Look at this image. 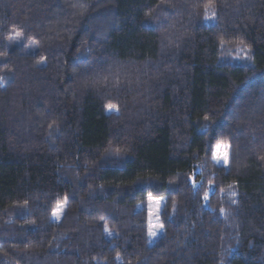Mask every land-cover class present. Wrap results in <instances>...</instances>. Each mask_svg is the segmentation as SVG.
Here are the masks:
<instances>
[{"label":"trees","instance_id":"1","mask_svg":"<svg viewBox=\"0 0 264 264\" xmlns=\"http://www.w3.org/2000/svg\"><path fill=\"white\" fill-rule=\"evenodd\" d=\"M0 264H264V0H0Z\"/></svg>","mask_w":264,"mask_h":264},{"label":"rangeland","instance_id":"2","mask_svg":"<svg viewBox=\"0 0 264 264\" xmlns=\"http://www.w3.org/2000/svg\"><path fill=\"white\" fill-rule=\"evenodd\" d=\"M227 153L228 156V148H220L215 149V155L219 162L226 163L227 160L223 159L224 153ZM165 202V196H155L151 195L146 203V206L149 210L150 214V236H149V242L152 244L154 243L163 233L161 224H160V212L162 210L163 204ZM61 212H59L58 215H55V217H59ZM154 233V234H153Z\"/></svg>","mask_w":264,"mask_h":264},{"label":"snow or ice","instance_id":"3","mask_svg":"<svg viewBox=\"0 0 264 264\" xmlns=\"http://www.w3.org/2000/svg\"><path fill=\"white\" fill-rule=\"evenodd\" d=\"M214 15V14H213ZM110 108L112 107L111 105L109 106ZM230 146L229 145H226V144H219L217 145V149H220V148H224V149H227L229 148ZM223 159L224 160H227L228 159V156H227V153L225 152L224 155H223ZM63 209V205H58L57 209L54 211L53 215H58L60 211H62ZM162 227V226H161ZM154 234V233H153Z\"/></svg>","mask_w":264,"mask_h":264}]
</instances>
